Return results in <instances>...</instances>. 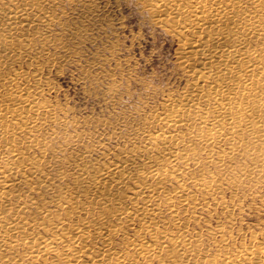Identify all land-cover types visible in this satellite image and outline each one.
<instances>
[{
  "label": "rangeland",
  "instance_id": "374dc122",
  "mask_svg": "<svg viewBox=\"0 0 264 264\" xmlns=\"http://www.w3.org/2000/svg\"><path fill=\"white\" fill-rule=\"evenodd\" d=\"M54 3L55 7H44L52 15L49 27L41 25L37 30L54 38L43 50L38 41L32 43L31 56L14 66V71L26 70L28 74L12 82L33 91L29 92V105L22 104L24 116H8L4 136L14 146L7 154L0 145V165L14 166L10 154L18 151L12 168L17 169L16 176L41 184L30 193L34 202H39L40 196L50 200L57 190L65 197L77 196L83 190L99 197L97 190L90 189L86 175L108 178L120 171L122 183L106 189L113 197L108 207L112 210L120 201L121 206L135 211V216H139L141 206L157 212L153 218H147L149 213L145 216L153 221L161 240L157 259L147 264H209L207 260L218 254L217 243L222 238L226 243L235 238L240 246L247 243L250 234L260 235L264 231L263 175L243 174L242 169L252 161L248 153L225 154L220 164L218 151H229L228 144H215L209 158L203 141L193 135L196 118L210 106L200 99L195 112L190 111L193 116H185L174 130L158 118L169 101L180 99L192 80L177 63L178 39L166 32L165 25L154 24L139 0ZM14 67L9 65L3 73L7 75ZM4 85L0 93L6 95L11 90ZM159 132L176 135L165 139L157 135ZM189 142L197 147L193 159L163 165L174 146L182 148ZM156 160L164 172L157 189L159 178L150 174V165ZM114 164L117 170L112 169ZM228 172L232 174L229 186L225 184ZM209 175L220 184L214 193L207 188V203L200 205L198 200L179 195L197 190L200 196L202 178ZM136 187L141 193L133 198ZM148 190L154 197L145 201L141 196ZM18 191L29 194L24 186ZM166 193L172 194L170 199ZM87 200L92 203L95 199ZM37 211L32 207L26 212L33 213L32 218L40 215ZM120 217L110 222L120 228L114 240L135 238L144 219ZM219 224L224 225L223 230L214 232L212 228ZM32 229L27 228V232ZM177 232L188 238L184 244L164 241L163 235L168 239ZM70 245L77 248L79 243Z\"/></svg>",
  "mask_w": 264,
  "mask_h": 264
},
{
  "label": "bare ground",
  "instance_id": "6f19581e",
  "mask_svg": "<svg viewBox=\"0 0 264 264\" xmlns=\"http://www.w3.org/2000/svg\"><path fill=\"white\" fill-rule=\"evenodd\" d=\"M139 1L154 24L165 25L166 32L178 39L177 63L192 77L180 99L169 101L167 109L158 118L174 130L185 116H193L201 99L210 109L199 113L193 135L203 141L209 158L215 144L218 147L228 144L229 151H218L220 164L225 154L248 153V160L252 161L242 169L243 174L264 177V0ZM49 4L55 7L54 0H0V88L5 83L4 88L11 90L6 95L0 93V145L7 154L14 146L4 136L8 116L23 117L22 104L27 102L29 105V92L33 91L28 87L22 90L23 87L18 88L12 82L28 74L26 70L14 71V66L31 56L32 43L38 41L39 49L43 50L54 38L44 31H37L41 25L49 27L52 21L51 13L44 8ZM26 61L33 64L31 59ZM9 65L14 68L5 75L3 70ZM157 135L167 139L176 133L164 135L159 132ZM196 149L190 142L182 148L174 146L163 159V165L193 159ZM17 153L10 154L14 166L0 165V264H147L157 259L161 240L153 221L145 219L146 213L151 214L147 218H153L157 212L141 206L139 216H135L136 212L121 206L120 201H116L112 210L108 207L113 197L106 189L122 183L120 171L108 178L86 175L90 189L97 190L101 194L99 197L89 196L84 190L77 196L65 197L57 190L50 200L40 196L39 202H34L30 193L40 189L41 184H32L26 176H16L17 169L12 168L18 161ZM158 162L150 165L151 176L159 178L155 189L161 186L160 179L164 177L163 169L156 165ZM112 169L117 170L118 165H112ZM231 177L229 172L225 175L228 186L232 183ZM202 180L200 196H197V190L179 195L183 199L198 200L200 205L207 203V188L214 193L220 182L212 175ZM20 186L26 187L29 194L18 191ZM69 189L73 191L74 188ZM140 193L136 187L132 191L133 198L139 197ZM152 194L153 191L148 190L141 198L148 201L154 197ZM171 195L166 193L165 196L170 199ZM87 197L95 199L93 204L100 203L98 207H93ZM32 207L38 209V217L31 218L33 213L26 212ZM120 216L144 219L135 238L124 242L114 240L120 228L110 222L121 219ZM27 228L32 230L27 232ZM223 228L224 225L219 224L212 229L221 232ZM162 237L167 243L181 245L188 239L178 232L168 239L165 235ZM249 237L247 243L241 242L240 246L235 238L230 243L222 238L217 243L218 254L207 261L209 264H264V231ZM71 242H77L79 246L74 248Z\"/></svg>",
  "mask_w": 264,
  "mask_h": 264
}]
</instances>
